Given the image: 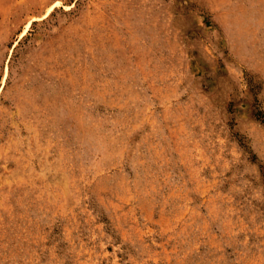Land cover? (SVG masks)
<instances>
[{"label":"rangeland","instance_id":"rangeland-1","mask_svg":"<svg viewBox=\"0 0 264 264\" xmlns=\"http://www.w3.org/2000/svg\"><path fill=\"white\" fill-rule=\"evenodd\" d=\"M0 264H264V0H0Z\"/></svg>","mask_w":264,"mask_h":264}]
</instances>
